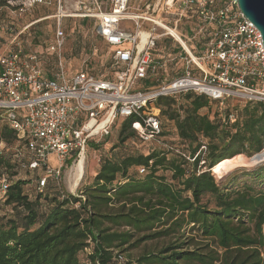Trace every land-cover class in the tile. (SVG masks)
I'll list each match as a JSON object with an SVG mask.
<instances>
[{
  "label": "trees",
  "instance_id": "1",
  "mask_svg": "<svg viewBox=\"0 0 264 264\" xmlns=\"http://www.w3.org/2000/svg\"><path fill=\"white\" fill-rule=\"evenodd\" d=\"M51 5L56 11L54 1L35 7ZM14 13L26 12L0 0L5 29L17 26ZM20 47L22 58L33 53L40 62L46 58L43 51ZM175 51L168 58L180 63ZM153 79L149 75L143 85L156 86ZM233 100L221 103L195 92L161 97L156 105L162 130L149 142L132 128L133 119H124L111 156L101 160L93 182L78 195L61 188L48 192L59 183L51 179L45 193L38 192L43 169L28 166L25 141L0 109V142L11 149L5 153L0 148V207L6 209L0 214V264H116L115 252L162 239L166 242L159 251L145 253L135 263L264 264V187L237 185L235 178L218 181L212 172L225 158H251L264 149V102ZM108 136L89 140L87 148L99 149ZM129 140L146 150L122 156L114 152ZM4 179L8 188L2 194Z\"/></svg>",
  "mask_w": 264,
  "mask_h": 264
},
{
  "label": "built area",
  "instance_id": "2",
  "mask_svg": "<svg viewBox=\"0 0 264 264\" xmlns=\"http://www.w3.org/2000/svg\"><path fill=\"white\" fill-rule=\"evenodd\" d=\"M5 1L20 13L55 2L56 13L51 17L56 18L57 27L47 48L50 53L60 51L65 43L62 20L67 17L94 19L97 34L113 47L112 79L86 71L69 75L61 60L57 70L47 74L36 53L29 59L21 57L17 42L37 21L13 37L10 44L17 45L16 50L3 44L5 27L0 21V109L20 141H25L28 166L43 169L37 184L40 193L49 179L62 180V167L70 156L85 158L89 140L110 135L119 120L133 119L132 128L139 138L154 140L162 130L161 109L156 105L161 97L195 92L221 103L227 99L264 102L262 33L243 14L238 0H154L142 12L130 10L131 0ZM161 12L176 15L175 25L169 26L163 19L160 24ZM182 18L197 21V35L184 38L178 31ZM123 21H132L135 29L122 27ZM144 23L150 24L149 29H144ZM157 27L165 32L157 33ZM166 35L180 45L183 71L164 79L159 72L165 70L167 60L157 58L154 51L160 37ZM196 36L204 45L198 53L190 46ZM149 75L156 86L143 85ZM51 155L56 156L58 166H51ZM145 171L140 169V173ZM7 188L4 179L2 194ZM115 260L124 264L126 257L115 252Z\"/></svg>",
  "mask_w": 264,
  "mask_h": 264
},
{
  "label": "rangeland",
  "instance_id": "3",
  "mask_svg": "<svg viewBox=\"0 0 264 264\" xmlns=\"http://www.w3.org/2000/svg\"><path fill=\"white\" fill-rule=\"evenodd\" d=\"M153 1L154 0H131L130 10L142 12L146 9L145 4L147 2ZM38 7L30 9L23 15L16 16V14L14 13V16H16L17 19V26H9L7 29H5L3 34V43L6 47L12 48L13 44H10V42L13 37L16 36L25 27L35 22L34 20L39 19L43 15H49L47 17L49 19L41 21L40 23L35 24L30 29L25 30L19 35L17 39V42H19L20 46H24L26 50H39L45 53L46 61L45 59H43L44 61L41 62L43 69L55 72L58 68V63L61 60L68 74H72L76 71H91L105 77H114V72L111 69L112 46L108 45L102 38H100L96 34V21L94 19L86 22L83 21L84 19L80 17L64 18L62 20V27L66 35L65 43L60 51L50 53L47 50V46L52 41H54L57 27L56 18L51 17L56 13L55 6H44L41 9H39ZM170 11L174 12L175 10L172 9ZM162 19L164 20L163 22L165 24L168 23L169 26H174L176 23V15H170L169 13L161 12L158 16V20L161 21ZM195 23L197 24V21L188 20L185 18H182L179 21L178 31L184 34L185 39H187L188 36L197 35ZM121 25L122 27L129 28L130 30L135 29L134 23L132 21H123ZM146 25L147 24L145 23V26ZM163 32H165V30L162 27H157V33L161 34ZM195 38L193 42H190V46L192 48L196 47V53H198L200 50L204 49V45H202L199 36H196ZM159 40L160 41L158 47L155 49L154 53L157 58L164 60L167 58V66L161 73V77L164 79L172 78L173 76L177 75V73L180 74L183 71V65L182 62H173V59L168 58V56L170 53H173L174 50H176L178 52L176 57L179 60V52L181 51L180 45L169 35L160 37ZM171 59L172 61L168 62ZM233 101L236 102L238 100ZM215 110L216 106H213L211 115H213ZM203 112L207 113L208 109H204ZM123 120L124 119L119 120L112 126L111 135L102 140L99 149H93L91 147L89 150L87 148L84 158V175L79 181L78 185H75V181L73 180V171L76 163L80 159L78 158V156L72 155L67 159L62 167V180L58 184L52 183L49 187L48 192H51L54 188H61L66 192L78 195L82 188L91 184L94 180L96 172L99 169L101 160L106 156H111L112 153L110 151V148L112 147V145L117 143V133ZM174 137L176 136H171V138ZM4 146L5 145L0 142V148H3V152H11L10 148L5 149ZM145 150V145H142L137 140H129L115 149L114 152H117L118 155L122 156L130 153L144 152ZM50 160L52 164H57L55 155H51ZM212 172H214L215 174V171ZM20 174L21 176L27 175L29 177V174L25 171H21ZM216 178L218 181H224L226 178L230 180L235 178L237 185L254 184L256 187L263 188L264 162H261L254 166L236 168L229 172L225 177ZM35 184L36 183L33 182L31 183V186L34 188L36 186ZM3 211H6V209L2 210V208L0 207V214H2ZM165 242L166 241L164 239L158 241H149L142 244L136 249L125 251L124 255L126 257V261L130 264H136L135 262L141 255L151 251H159L165 244Z\"/></svg>",
  "mask_w": 264,
  "mask_h": 264
},
{
  "label": "bare ground",
  "instance_id": "4",
  "mask_svg": "<svg viewBox=\"0 0 264 264\" xmlns=\"http://www.w3.org/2000/svg\"><path fill=\"white\" fill-rule=\"evenodd\" d=\"M158 20V19H157ZM160 24V20H158ZM170 31L173 34L177 35V31L174 30V28L169 27ZM143 36V42L146 37V33H142ZM261 162H264V150L260 153L255 154L251 158H246L243 156H234V157H229L221 160L215 167V175L218 178H223L226 175H228L229 172H231L233 169L240 168V167H248V166H254L256 164H259ZM84 167H85V159L82 157L75 165L74 171H73V180L75 181V185L79 184V181L84 175ZM72 184V183H71Z\"/></svg>",
  "mask_w": 264,
  "mask_h": 264
},
{
  "label": "water",
  "instance_id": "5",
  "mask_svg": "<svg viewBox=\"0 0 264 264\" xmlns=\"http://www.w3.org/2000/svg\"><path fill=\"white\" fill-rule=\"evenodd\" d=\"M243 14L261 31L264 42V0H238Z\"/></svg>",
  "mask_w": 264,
  "mask_h": 264
},
{
  "label": "crops",
  "instance_id": "6",
  "mask_svg": "<svg viewBox=\"0 0 264 264\" xmlns=\"http://www.w3.org/2000/svg\"><path fill=\"white\" fill-rule=\"evenodd\" d=\"M147 25L145 26V23H144V29H149L150 27V24L149 23H146ZM129 29V28H127ZM130 30V29H129ZM165 37V36H164ZM51 166H58V161H57V164H52V162H50Z\"/></svg>",
  "mask_w": 264,
  "mask_h": 264
}]
</instances>
